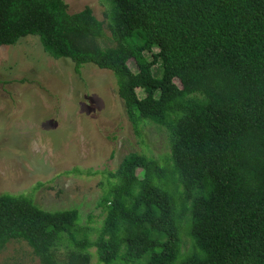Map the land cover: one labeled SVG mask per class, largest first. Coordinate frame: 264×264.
<instances>
[{
	"label": "trees",
	"instance_id": "1",
	"mask_svg": "<svg viewBox=\"0 0 264 264\" xmlns=\"http://www.w3.org/2000/svg\"><path fill=\"white\" fill-rule=\"evenodd\" d=\"M107 1L103 47L89 7L0 0V47L34 36L77 73L111 72L135 131L166 128L171 166L127 155L92 241L77 237L78 210L0 195V252L16 242L40 264H90L92 248L102 264H264V0Z\"/></svg>",
	"mask_w": 264,
	"mask_h": 264
},
{
	"label": "rangeland",
	"instance_id": "2",
	"mask_svg": "<svg viewBox=\"0 0 264 264\" xmlns=\"http://www.w3.org/2000/svg\"><path fill=\"white\" fill-rule=\"evenodd\" d=\"M64 2L70 14L89 7L105 26L100 44L111 45L107 0ZM128 67L137 71L133 60ZM131 153L171 166L166 128L143 120L135 131L111 72L84 64L77 73L70 60L48 56L34 36L0 47V195L27 196L46 211L76 209L77 237L92 241L105 219L101 198ZM88 252L90 264H102L95 249ZM0 264L40 263L25 244L13 242L0 252Z\"/></svg>",
	"mask_w": 264,
	"mask_h": 264
}]
</instances>
